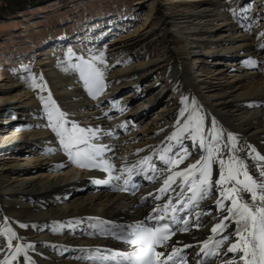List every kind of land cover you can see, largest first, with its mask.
<instances>
[{"label": "bare ground", "instance_id": "6f19581e", "mask_svg": "<svg viewBox=\"0 0 264 264\" xmlns=\"http://www.w3.org/2000/svg\"><path fill=\"white\" fill-rule=\"evenodd\" d=\"M187 1L166 3L171 5L157 10V21L140 26L136 34L123 40L101 45L97 43L100 39L91 40L86 32V43L71 50L75 53L71 59L69 51L56 53V58L40 59L42 68L37 75L44 78V92L33 88L32 81L25 78L4 82L6 77L0 76V127L7 128L0 138V226L3 217H7L21 237L19 242L32 245L28 249L29 264H100L96 257L111 256L123 249L124 245L111 232L101 234L94 226L111 221L104 227L119 233L113 224L144 222L151 208L160 203L148 194L154 196L168 174L158 157L168 143L176 146V141L165 138L174 130L181 96L189 97V101L195 98L206 124L214 119L225 135L233 133L244 149L242 155L247 151L246 145L264 155V50L258 46L264 44V36H258L264 33V0H256L254 6L248 0ZM158 47L161 50L152 51ZM101 52L107 61L106 87L93 98L71 65L79 56L89 58ZM196 53L218 62L214 67L195 71L187 61ZM167 64L169 69L164 72ZM153 75L155 84L143 87ZM127 87L134 88L132 95L122 99ZM169 91L173 99L156 110L154 119L144 121L143 117ZM48 92L67 114L66 119L81 127L100 129L94 142L112 149L104 155L116 165L113 176L127 177V181L135 177L148 180L136 196L117 191L127 182L124 178L109 179L103 168L80 167L68 159L47 126L39 96L47 97ZM144 95L147 98L137 102ZM10 109L19 111V115L12 117ZM4 120L6 126L2 125ZM7 132L13 134L7 138ZM183 143L189 146V141ZM137 149L143 151L137 153ZM145 155L152 156L149 164L156 166L155 171L141 168L131 176L120 171L121 163L135 164ZM198 155L193 153L184 163ZM249 169L256 171L251 163ZM216 198L213 191L201 200L187 216L188 230L180 232L169 244L192 245L189 252L195 254L211 236L206 247H212L213 241L220 238L211 233L218 219ZM197 219L201 226L192 227ZM20 224L27 227L21 228ZM228 243L224 241L219 255L209 258L208 264H225L233 258L227 252ZM22 256L18 257L21 262ZM87 256L92 260L85 261Z\"/></svg>", "mask_w": 264, "mask_h": 264}, {"label": "snow or ice", "instance_id": "6c2138e0", "mask_svg": "<svg viewBox=\"0 0 264 264\" xmlns=\"http://www.w3.org/2000/svg\"><path fill=\"white\" fill-rule=\"evenodd\" d=\"M258 36H264V33H259ZM258 46L264 50V44ZM67 55L71 59L75 53L69 50ZM249 62H252L251 58ZM71 67L79 73V78L90 96L95 98L103 92L106 87L104 74L107 68L104 53L89 58L79 56ZM32 87L38 88L40 92L46 90L42 75L33 77ZM39 99L44 106L47 126L57 137L70 161L80 167L103 168L109 179L124 178L127 181V177L113 176L116 165L105 159L104 154L112 149L94 142L100 132L98 127H81L75 121L66 119L67 114L52 98L51 92H48L47 97L40 95ZM180 105L176 123L173 125L174 130L165 138L169 142L176 141V146L174 148L168 143L158 157L166 165L168 174L155 190L156 194H148L160 202L146 216V219L156 221V225L148 227L143 221L129 225L113 224L121 233L116 235L111 229L104 227L112 224L111 221H101L94 226L99 228L101 234L111 232L117 239L136 247L131 253L116 251L111 256H98L96 259L100 264H188L183 249L193 246L183 244L178 247L176 245L179 242L169 244L168 241L177 231L188 230L187 216L193 208L199 206L201 200L215 191L218 219L213 224L211 233L218 234L220 238L213 241L212 247H206L212 240L211 236L204 240L199 246L200 252L194 264H208L209 258L219 255L224 241L229 242L227 252L233 254V258L225 264H264V155L251 145L245 146L247 151L242 155L244 149L238 145L237 137L233 133L228 132L225 135L214 119L206 124L205 114L195 98L189 101V97L181 96ZM184 141H189V146H185ZM136 151L139 153L143 150ZM193 153H199L198 157L185 164V160ZM151 160V155H145L135 164L121 163L120 171H127L129 176L141 168L145 172L155 171L156 166L149 164ZM250 163L256 169L255 173L250 171ZM181 164H184L183 168L179 167ZM147 179L151 180L153 177L148 176ZM103 183H109V180H104ZM177 213L186 215L177 216ZM200 214L202 213H197V216ZM180 224L184 226L179 227ZM229 225H232L231 229ZM19 226L27 227L25 224ZM191 226L199 228L201 225L197 219ZM0 237L4 238L0 240V255L3 256L0 264H29L31 258L28 249L32 245H22L19 242L21 237L10 226L7 217H3ZM158 247L170 251L157 250ZM21 254L22 262L18 260Z\"/></svg>", "mask_w": 264, "mask_h": 264}, {"label": "rangeland", "instance_id": "374dc122", "mask_svg": "<svg viewBox=\"0 0 264 264\" xmlns=\"http://www.w3.org/2000/svg\"><path fill=\"white\" fill-rule=\"evenodd\" d=\"M170 1L178 0H0V70L3 69L0 76L6 77L4 82L18 78L23 80L25 78L27 81H32L33 77L38 78L37 70L42 68L40 59L56 58V53L69 51L58 50V48L57 51H47V47L58 41L59 37H63L66 41V34L78 31L77 29L83 26L88 15L98 16V19L92 22L95 25L110 17L115 19L121 16L125 17V20H120L119 31L112 33L114 41L123 40L136 34L140 26L147 25L151 20L157 21V10L160 7L170 6L171 3L166 4ZM189 2L190 0L187 1V3ZM254 3L253 0H248V4L251 6L256 4ZM103 14L104 16H102ZM99 17L103 20L99 21ZM108 27L113 29V24ZM122 29L126 30L121 31ZM94 31L97 32V29ZM108 39L111 38H105L103 42L106 44L107 41H110ZM172 39L178 40L176 37ZM170 46L173 47L174 43ZM74 48L78 50V48ZM159 50H161L159 47L152 49L155 52ZM216 62L218 60L202 56L201 53L192 54L187 61V63H192L195 71L196 69L214 67ZM163 68H165L164 72L167 71L169 64L164 65ZM156 80L154 75L149 76L143 87L153 86ZM133 89L127 87L121 94L122 99ZM156 89L155 87V91ZM146 98L144 95L137 102ZM171 99H173L172 91L164 94V98L157 106L152 105L154 110L152 109L143 117L144 121L148 122L154 119L156 110L163 108L165 102ZM9 111L11 112V109ZM11 113L12 117L19 115V111ZM7 120H4L2 123L5 124L2 125L6 126ZM6 131L7 128L0 127V138L6 134ZM12 134V132H7V138Z\"/></svg>", "mask_w": 264, "mask_h": 264}]
</instances>
